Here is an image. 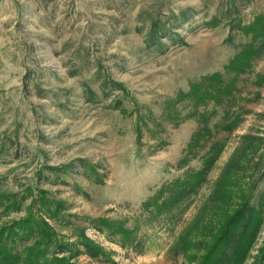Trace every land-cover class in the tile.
<instances>
[{"label":"rangeland","instance_id":"obj_1","mask_svg":"<svg viewBox=\"0 0 264 264\" xmlns=\"http://www.w3.org/2000/svg\"><path fill=\"white\" fill-rule=\"evenodd\" d=\"M242 209L261 264L264 0H0V231L32 221L8 239L21 263L40 244V264H200Z\"/></svg>","mask_w":264,"mask_h":264},{"label":"trees","instance_id":"obj_2","mask_svg":"<svg viewBox=\"0 0 264 264\" xmlns=\"http://www.w3.org/2000/svg\"><path fill=\"white\" fill-rule=\"evenodd\" d=\"M202 173V170H200L195 173H187L183 178L175 179L170 185L171 189L169 190L173 194L172 200L178 198L184 199L189 196L191 192L197 190L202 182ZM188 188L190 190H188ZM246 214V212L244 214L242 209L216 229L211 235L212 241L209 243L206 253L200 259V264H242L247 249L254 238L250 237V239L245 230H241L239 233L237 232L238 226L246 220ZM30 223H32L30 219H27V221L21 220L16 222V225L13 224V226L18 230H23L25 226ZM46 224L48 226L47 222ZM13 226L6 227V230L3 232L0 231V242L3 243L2 246H0V264H40L43 258L48 257V253H46L44 249H41L39 246L40 244H35L26 250V252H28L27 256L25 259H22L21 263L19 259L20 256L13 255L11 249L8 247V239H10L9 237L15 231ZM45 229H42V231L46 232ZM5 231H7V237L4 235ZM10 240L13 241V238ZM56 260L59 261L60 264H67V258H56ZM261 264H264V259Z\"/></svg>","mask_w":264,"mask_h":264}]
</instances>
